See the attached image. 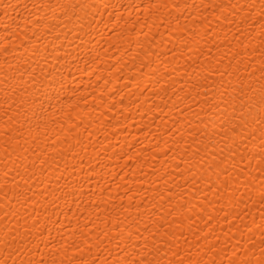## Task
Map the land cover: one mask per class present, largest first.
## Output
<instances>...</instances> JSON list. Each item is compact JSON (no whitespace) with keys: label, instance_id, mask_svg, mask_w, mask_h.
Listing matches in <instances>:
<instances>
[{"label":"snow or ice","instance_id":"obj_1","mask_svg":"<svg viewBox=\"0 0 264 264\" xmlns=\"http://www.w3.org/2000/svg\"><path fill=\"white\" fill-rule=\"evenodd\" d=\"M20 6L19 4L8 5L13 9ZM22 6L29 7L28 4ZM44 6L36 3L32 5L35 8ZM104 6L107 7V3ZM47 7L54 12L55 7L67 8V5L57 3L55 7L51 4ZM72 7L83 9L85 5L80 0H76ZM128 8L141 9L146 13L144 22L140 25L141 32H136V23H132L126 31L117 30L114 27L113 35L107 41L108 48H114L117 51L124 48L125 52H131L135 46L143 51L145 57H150L154 54L150 50L151 46L157 44L159 40L162 46L172 45L170 52L165 53L169 56V61L171 59L186 60L189 65L188 68L183 69L187 91L185 86H181L179 89L180 93H184L180 98L181 102L187 103L185 108L179 111L182 118L184 113L188 112L195 119L187 121L186 132L184 131L185 126L181 124L175 132L169 129L165 133L169 139L172 136H175L176 139L172 141V144H169V140H163L165 147L161 159L173 152V145H183L184 155L175 164V168L179 169L182 165L185 166L184 171L180 173L184 178V183L178 186L189 191L188 186L191 185L192 199H188L181 193V197L177 201L178 207H169L166 214L154 212L153 215H148V220L143 222V232L148 233L149 236H143L141 217L147 215L148 210L141 213L140 209L144 208V201L137 204L136 198L130 196L129 193L149 191L150 189L141 186L134 190L125 184L124 196H128L130 203L125 204L121 198L119 209H113L116 211V216L108 215L100 221L104 224V229L97 232L99 224L91 219L92 212L88 209L99 210L106 205V202L94 199L96 193L91 190L85 193L82 183L79 184V189L72 183L77 175V168L83 170L84 165L83 159H80L79 165L72 163L78 155L75 149L80 147L81 151L87 152L89 144H82L79 136L75 137L74 144L71 143L70 138L64 137L63 145H67L72 152L70 160L66 158L67 153H64L59 134L51 137L52 143L48 144L51 126L59 123V116L51 112L52 105L45 106L47 102V91L45 90L42 96H36L30 105L36 125L35 134H33L31 124L29 125V135L32 144L36 147L29 149L27 140L24 145H21L20 141L24 139L23 134L19 133V129L14 130L11 125L22 113H13L12 111L17 102L13 100L9 103L11 95L8 93L10 89L15 91L9 85L0 89L8 94L0 103V165H2L0 168V176H2L0 179V264H217L216 258L208 259L207 252L202 253L199 247L196 249V256L190 250L187 253L182 252L176 242V230H181L180 235L184 234L185 226L188 231H192L197 218H200L205 221V227L208 228V233L205 236V240H207L214 220L217 223L223 221V223L235 227L236 221L242 220L245 215L251 218V223L244 225L248 233L246 243L251 242V246L241 253L234 251L232 257L227 259L226 264H264V0H260L259 11H256V0H246L243 3L240 0H199V3L197 0H141L140 3H129ZM209 11L215 14L214 19L217 26L236 24L238 31L233 39L245 49L243 52H233L228 65L223 70H221V65L224 62V57H215L212 53L218 44L223 46L227 35L225 34L220 40L217 39L219 33L213 27L209 17L203 14ZM185 12L188 15H185ZM241 13H245V15L237 23L235 16H239ZM253 15L258 19H253ZM122 18V16L118 17L117 20ZM182 18L186 21L192 20L194 23L186 28H180ZM41 19L37 17L35 23L39 24ZM83 19L80 22L81 30L84 27ZM149 19L152 21L151 24L148 23ZM24 20L25 26H27L31 17L24 18ZM157 21H159L158 25ZM165 21H167L168 28L167 38L154 34L149 39L148 33L151 32L152 27H165ZM173 21H175V26H173ZM128 23L129 21H125L126 25ZM245 24H248L250 28L259 25L258 32L254 30L245 37L248 40L247 44L242 43L239 39L243 35ZM2 27L5 32L10 31L9 25L3 24ZM17 27L19 28L20 25L17 24ZM145 28L148 29V32L143 31ZM141 35H144L149 50H145L144 44L141 43ZM254 40L260 42L259 46L252 48V52H259L261 57L258 67H254V59L248 63H245L243 59L246 54L251 55L246 50ZM210 42L211 46H208ZM228 46L231 47V45ZM3 51L8 52L6 45ZM136 58L132 57L133 60ZM98 60L99 54L94 57V62ZM121 60L122 58L116 60L111 68L121 72L123 67H117L121 64ZM233 62L236 64L235 69H233ZM240 64H244L243 71L248 75L239 76ZM123 66H127V61L123 62ZM147 66L151 67V65ZM143 67H145L144 64L141 65V68ZM178 70L177 68L172 69L173 72ZM41 72L44 73V70L41 69ZM257 72L259 76L256 75ZM163 73L166 76L171 75L166 67L163 69ZM153 74H155V70ZM58 75L59 73L53 70L45 73L44 78L56 80ZM226 77H235V81L232 78L225 79ZM100 79L97 76V80ZM118 79L123 78L118 76ZM130 79L135 80L136 77L133 76ZM31 81L33 84L38 81L34 68L31 71ZM3 83L8 85L7 78L3 79ZM103 83L109 84L110 81L105 78ZM60 86L62 89V81ZM125 87H130V85L126 84ZM139 87L140 85L137 84V88ZM116 97H119L118 101ZM93 99H98L101 104L107 103L103 92L99 97L93 96ZM109 99L111 102L108 103L106 111L115 109L117 103L124 105V96L114 88L109 90ZM65 103L69 110L64 111L63 105L59 110L66 118V123L60 125L61 131L65 127L68 132L82 128L84 132L88 133V140L91 142L93 133L88 132L84 118H80L79 123L76 122L80 117V112L77 109L81 103L88 104V97L83 96L75 103H73V97H66ZM120 110L123 112V107ZM176 123H180V121H176ZM41 134L44 136L43 141H41ZM40 143L45 144L42 150ZM160 146L161 143L158 141L156 148L159 149ZM101 147L105 151L107 150L105 145H101ZM49 148L52 151H49ZM176 150L179 151V148ZM29 151H31V155H29ZM57 152L64 153V156H58ZM17 153L19 154L17 155ZM13 155H16L15 160H12ZM62 158L63 164L60 163ZM117 159H123L125 167L132 166V156H122ZM26 160L31 162L25 164ZM37 163H39L41 176L45 177L39 183H36L34 179ZM45 165L48 167L45 168ZM13 167L15 168V177H20L23 183L15 177L9 179ZM96 167H99V162ZM49 169L51 172L60 173L54 182L50 179ZM95 171V168H91V173H95ZM108 174L111 175V172ZM153 175H155V171H153ZM169 175L172 173L166 171L162 177L165 180V185L167 184L166 177ZM123 178L122 175L121 179ZM61 180H64L63 185H61ZM114 180L115 178H113ZM201 185L214 199L210 200L209 196L204 194ZM37 188L38 192L35 190ZM78 190L80 196H87L88 199H79L76 195ZM155 191L157 195L153 198L163 201L164 193L160 192L159 188ZM166 191L168 193L167 203L172 205V189L166 188ZM29 193L31 194L29 195ZM103 193L104 190L101 189L100 195ZM37 196L43 197V203L37 199ZM69 197H72L71 204H69ZM144 199L146 200L147 197ZM60 200L69 205L67 213H63L69 223L57 228L56 235H54L53 228L60 225L61 221L59 218L53 220L52 215H57V217L61 215L58 203ZM134 204L135 218H133ZM29 205L32 207L31 211H29ZM37 205L43 209V220ZM241 205L244 206L242 211ZM163 206L161 204V207ZM49 208L56 211L49 214ZM21 209L23 212L20 211ZM86 211L87 219L81 226V216ZM77 212L80 215H77ZM257 214L259 223H257ZM168 217H172L171 221L168 220ZM73 218H75L74 224ZM21 219L23 220L22 224ZM97 219H99V212H97ZM13 221L19 226H13ZM153 228L156 230L150 231ZM64 229H70L72 236L83 238V246L75 241L69 246L62 234ZM159 229H164V231L157 239ZM204 230L201 229V231ZM237 230L239 231V229ZM255 233H259L258 254L255 250ZM57 235L60 237L59 243ZM197 235L199 234L197 233ZM149 237H151V242ZM185 243H187V239H185ZM165 245H167L171 256L161 255ZM238 246L242 247V245ZM70 247L75 252L70 259H66ZM173 248L176 250L172 251ZM213 249H219L218 238L217 243L212 244L208 251L211 252ZM105 252H107V256H105ZM241 256L245 258L241 259ZM219 264H225L224 259H220Z\"/></svg>","mask_w":264,"mask_h":264},{"label":"bare ground","instance_id":"obj_2","mask_svg":"<svg viewBox=\"0 0 264 264\" xmlns=\"http://www.w3.org/2000/svg\"><path fill=\"white\" fill-rule=\"evenodd\" d=\"M75 2L76 0H0V89H4L9 85L15 89L14 92L10 89L8 93L11 95L9 103L15 100L17 103L12 109L13 113H22L11 127L14 130L19 129V133L23 134L24 139H21V145H24L25 140H27L28 148L35 149L36 146L32 144L29 135V125L31 124L33 134H35L36 125V119L33 118L30 105L36 96H42L46 90L47 102L45 106L52 105L51 112L59 116V123L51 126L48 144L52 143L51 137L59 134L64 153H67L66 158L69 160L72 152L67 145H63L64 137L70 138L71 143L74 144L75 137L79 136L82 144H89L87 152L81 151L80 147L75 149L78 155L72 163L79 165L80 159H83L84 165L83 170L79 167L77 168V175L72 183L77 189H79V184L82 183L85 193L91 190L96 193L94 199L106 202V205L99 210L88 209V211L92 212L91 219L99 224L97 232L104 229V224L100 223V221L104 220L108 215L116 216V211L113 209H119L121 198H123L125 204L130 203L128 196H124V185L127 184L128 188L134 190L141 188V186L145 189H150L149 191H133L129 193L130 196L136 198L137 204L142 200L144 201V208H141L140 212L144 213L146 209L148 212L147 215L141 217V232L143 236H149L148 233L143 232V222L148 220V215H153L154 212L166 214L169 207H178L177 201L180 199L181 193L188 199H192L191 185L188 186L189 191H185L178 186L184 183V178L180 173L184 171L185 166L182 165L181 168L176 169L175 164L184 155L183 145H173V152L161 159L165 147L163 140H169V144H172V141L176 139L175 136L169 139V136L165 135V133L169 129L175 132L177 128H180L181 124L185 126L184 131L186 132L187 121L195 119L188 112H185L182 118L179 111L185 108L187 103L181 102L180 98L184 93H180L179 89L181 86H185L187 91V86L184 84L186 78L183 76V69L188 68L189 65L186 60L171 59L169 61V56L165 55V53L170 52L172 45L162 46L159 40L157 44L151 46L150 50L154 54L150 57H145L143 51L135 46L131 52H125L124 48H120L119 51L114 48H108L107 41L113 35L112 30L114 27L117 30L126 31L131 27L132 23H136V32H141L140 25L144 22L146 13L141 9L128 8L129 3H140L141 0H80L85 5L83 9L79 7L73 8L72 4ZM240 2L243 3L246 0H240ZM33 3L45 6L35 8L32 7ZM57 3L67 5V8L55 7ZM105 3H107V7L104 6ZM197 3H199V0H197ZM259 3L260 0H256V11H259ZM17 4L21 6L15 9L8 7V5ZM23 4H28L29 7L24 8ZM50 4L55 7L54 12L47 7ZM189 11L192 10L189 9ZM203 14L209 17L213 27L219 33L218 40L223 38L225 34L227 35L223 46L218 44L212 53L215 57H224V62L221 65V70H223L228 65L233 52L245 51L233 39L238 31L237 26L236 24L231 26L221 24L217 26L214 19L215 14L211 13V11ZM185 15H188V13L185 12ZM244 15L245 13H241L239 16H235L237 23ZM121 16L123 18L118 21L117 18ZM27 17H31V21L25 26L24 18ZM37 17L42 18L39 24L35 23ZM82 18H84L83 30L80 28ZM253 19H258V17L253 15ZM125 21H129V23L126 25ZM148 23H152L151 19L148 20ZM193 23L194 21L192 20L186 21L182 18L179 27L186 28V26H191ZM3 24L10 26L9 32L4 31ZM17 24L20 25L19 28ZM156 24L158 25L159 21ZM165 25V27L153 26L151 32L148 33V38L151 39L152 35L156 34L158 36L162 35V38L166 39L168 36L167 21H165ZM173 26H175V21H173ZM254 30L259 31L258 24L254 28H250L248 24H245L243 35L239 37L240 41L247 44L248 40L245 37ZM143 31L148 32V29L145 28ZM185 39H187V36H185ZM249 39L252 38L249 37ZM140 40L144 44L145 50H149V45L144 35L140 36ZM259 43V40H254L253 44L246 50L251 55L246 54L243 57L245 63L254 59V67H258L261 62L259 52H252V48L259 46ZM5 45L8 48L7 53L3 51ZM228 45H231V47ZM208 46H211V42ZM34 52L36 53L35 55L33 54ZM97 54H99V60L94 62V57ZM134 56L137 57L135 60L132 59ZM121 58V64L117 65V67H123V70L117 72L116 69L111 68V65ZM124 61H127V66H123ZM166 61L168 63H165ZM142 64L145 67L141 68ZM147 65H151V67ZM165 67L171 75H164L163 69ZM33 68L38 77V81L35 84L31 81ZM173 68L179 70L173 72ZM235 68L236 64L233 62V69ZM41 69L44 70V73L41 72ZM243 69L244 64H240V77L248 75ZM53 70L59 73L56 80L45 79L44 74ZM154 70L155 74H153ZM89 72H91V75H89ZM256 75L259 76V73L257 72ZM97 76L101 79L97 80ZM118 76L123 79H118ZM133 76L136 77L135 80L130 79ZM4 78H7L8 85L3 83ZM105 78L110 81L109 84L103 83ZM228 78H232L235 81V77H226L225 79ZM61 81L63 83L62 89L60 86ZM126 84L130 85V87H125ZM137 84L140 85L139 88H137ZM113 88L124 96V105L117 103L115 109L106 111L108 103L111 102L109 90ZM37 89H40V91H37ZM101 92H103L107 103L101 104L98 99H93V96L99 97ZM8 94L0 91V103L3 102V98ZM83 96L88 97V104H80L77 109L80 112V117L77 118L76 122L79 123L80 118H84V124L88 127V132L93 133L91 142L88 140V133L84 132L82 128H77L74 132H68L67 127L63 131H61L60 127L61 124L66 123V118L59 111L61 106H64V111L69 110L65 103V98L73 97V103H75ZM116 99L118 101L119 97H116ZM21 104H23V107H21ZM121 107L124 109L123 112L120 110ZM193 107L195 106L193 105ZM25 109L29 110L25 112ZM176 121H180V123H176ZM43 140L44 136L41 134V141ZM158 141L161 143L159 149L156 148ZM101 145H105L107 150L105 151ZM44 147L45 144L40 143V149L42 150ZM176 148H179V151ZM49 151H52V149L49 148ZM64 153L57 152V155L63 157ZM29 155H31V151H29ZM122 156H132V166L125 167V161L117 159ZM15 159L16 155H13L12 160ZM32 159H35V157H32ZM30 162L26 160L25 164ZM63 162V158L60 159V163L63 164ZM97 162H99V167H96ZM47 167L45 165V168ZM0 168H2V165H0ZM91 168L96 169L95 173H91ZM49 171L51 172V169ZM61 171H63V168H61ZM153 171H155V175H153ZM166 171L171 172L172 175L166 177L167 184L165 185V180L162 177H164ZM109 172H111V175L108 174ZM59 175V172H51L50 179L54 182ZM122 175L124 176L123 179H121ZM13 177H15L14 167L9 179ZM113 178H115L114 181ZM0 179H2V176H0ZM15 179L23 183L20 177H15ZM34 179L36 183L45 179L40 174L39 163H37V172ZM63 183L64 180H61V185ZM117 185H120V187H117ZM157 188L165 195L163 201L153 198L157 195L155 191ZM166 188L172 189V205L167 203L168 193ZM101 189L104 190L103 195H100ZM201 189L204 194L209 196L210 200L214 199L211 194L207 193L203 185H201ZM35 190L39 191L38 188ZM76 195L81 200L88 199L87 196H80L79 190ZM145 197H147L146 200L144 199ZM37 199L43 203V197L37 196ZM71 200L72 197H69V204H71ZM58 203L61 213L58 217L53 214L56 211L55 209H48L49 214H53V220L59 218L61 221L60 225H56L53 228L54 235H56L57 228L69 223L63 215V213H67L69 205L65 204L63 200ZM161 204L164 206L161 207ZM36 207L39 209L43 220V209L39 205ZM217 207L219 206L217 205ZM243 207V205L240 206L241 211ZM31 210L32 207L29 205V211ZM20 211L23 212L22 209ZM97 212H99V219H97ZM68 215L71 214L68 213ZM77 215H80V213L77 212ZM213 215H216V213H213ZM133 218H135V204L133 205ZM86 219L87 211L81 216V226ZM171 219L172 217H168L169 221ZM72 222L73 224L75 223V218H73ZM22 223L23 220L21 219ZM250 223L251 218L246 215L242 220L236 221L235 227H231L230 224L223 223V221L217 223L214 220L211 226V233L205 240L208 228L205 227L204 220L197 218L192 231H188L187 226H185L183 229L184 234L180 235L181 230H176V242L182 252L187 253L190 250L196 256V249L199 247L202 253L207 252L208 259L216 258L217 264H219L220 259H224L226 264L227 259L232 257L234 251L241 253L245 249L250 248L251 242L246 243L248 241V233L244 228L245 224ZM257 223H259L258 214ZM12 224L13 226H19L15 224V221ZM202 228L205 230L201 231ZM153 230L156 229H150V231ZM163 231L164 229H159L157 239L160 238V233ZM62 234L69 246L72 245L73 241L83 246V238L72 236L70 229H64ZM217 238L219 249H213V251L209 252L208 248L212 244L217 243ZM185 239H187V243H185ZM254 239L256 243L255 250L258 254L260 247L259 233L254 234ZM59 240L60 237L57 235L58 243ZM149 240L151 242V237H149ZM198 241L199 243H197ZM238 245H242V247ZM175 250L173 248L172 251ZM74 252L75 250L70 247L66 259H70ZM165 254L171 256V253L167 250V245L164 246V251L161 252V255ZM105 256H107V252H105ZM244 258L241 256V259Z\"/></svg>","mask_w":264,"mask_h":264}]
</instances>
